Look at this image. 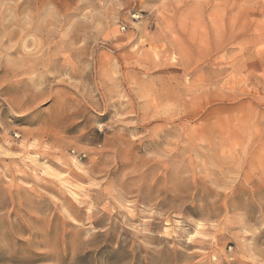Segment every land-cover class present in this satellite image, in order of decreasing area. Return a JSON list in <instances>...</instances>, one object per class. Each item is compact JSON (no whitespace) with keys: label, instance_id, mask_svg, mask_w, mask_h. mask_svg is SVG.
I'll return each mask as SVG.
<instances>
[{"label":"rangeland","instance_id":"rangeland-1","mask_svg":"<svg viewBox=\"0 0 264 264\" xmlns=\"http://www.w3.org/2000/svg\"><path fill=\"white\" fill-rule=\"evenodd\" d=\"M0 264H264V0H0Z\"/></svg>","mask_w":264,"mask_h":264}]
</instances>
